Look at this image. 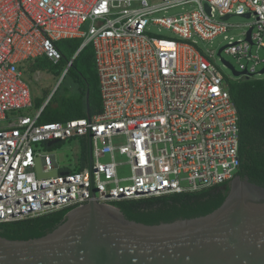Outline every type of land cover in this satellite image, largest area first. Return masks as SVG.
<instances>
[{
    "label": "built area",
    "instance_id": "obj_1",
    "mask_svg": "<svg viewBox=\"0 0 264 264\" xmlns=\"http://www.w3.org/2000/svg\"><path fill=\"white\" fill-rule=\"evenodd\" d=\"M189 5L190 12L157 16ZM247 15V32L220 57L233 56L236 71L260 76L264 0H0V224L89 205L90 192L96 203L114 206L226 188L241 164L239 115L215 52L207 58L194 38L212 42L231 28L225 17ZM151 25L183 41L152 37ZM70 38L94 49L101 111L42 123L52 94L33 117L10 119L9 112L33 106L22 63L46 57L58 64L64 57L56 44ZM73 138L89 147V160L76 159L73 171L37 148Z\"/></svg>",
    "mask_w": 264,
    "mask_h": 264
},
{
    "label": "water",
    "instance_id": "obj_2",
    "mask_svg": "<svg viewBox=\"0 0 264 264\" xmlns=\"http://www.w3.org/2000/svg\"><path fill=\"white\" fill-rule=\"evenodd\" d=\"M222 61L235 77H254ZM0 264H264V187L236 177L213 213L159 225L131 221L118 207L96 203L90 192V204L70 211L45 237L12 241L0 236Z\"/></svg>",
    "mask_w": 264,
    "mask_h": 264
},
{
    "label": "trees",
    "instance_id": "obj_3",
    "mask_svg": "<svg viewBox=\"0 0 264 264\" xmlns=\"http://www.w3.org/2000/svg\"><path fill=\"white\" fill-rule=\"evenodd\" d=\"M80 46L77 47L76 52ZM88 55L91 58L92 55ZM35 65L36 68H39L36 62L34 67ZM73 66H75V62L71 67ZM92 74L90 65L85 64L83 72L78 75L81 79L83 93L76 97L64 98L60 103V109L56 112L46 114V107L40 121L55 123L85 118L87 116L88 92L90 115L99 113L102 108L100 89L99 92L98 90L91 91V93L89 91L91 90L90 76ZM230 94L239 115L241 164L238 175L241 179L248 178L251 183L264 187V80H256L253 77L244 78L230 87ZM230 187L231 183H228L226 188L218 187L195 193L125 201L116 203L114 206L118 207L131 221L145 225L172 223L213 213L225 202ZM69 212V210H62L42 217L0 224V236L12 241H28L45 237L66 221Z\"/></svg>",
    "mask_w": 264,
    "mask_h": 264
},
{
    "label": "rangeland",
    "instance_id": "obj_4",
    "mask_svg": "<svg viewBox=\"0 0 264 264\" xmlns=\"http://www.w3.org/2000/svg\"><path fill=\"white\" fill-rule=\"evenodd\" d=\"M193 9L194 7L192 5H189L185 6L184 8L170 9L166 13L162 12L157 16L173 17L176 15L190 12ZM252 22L253 19H245L242 17L235 16L230 18L228 21L229 25H231L229 31L226 34L218 36L212 42H202L200 39L196 37L194 38V40L197 42V47L207 58L210 56L211 52H215L213 62L223 75L224 80L229 87H232V85H235L244 78L235 77L231 69H229V67L224 64L222 58L228 61L236 70H238L239 68L237 60L233 56L225 54H223L221 58L218 55L219 51L225 46H227L231 39H233V41H238L239 39L243 38L242 34L247 32V28H244V25L250 24ZM87 29L88 24H86L82 28L83 31H87ZM147 33L148 35L155 38H165L173 40L175 39L183 41L182 39H179L178 37L173 35L168 30L155 25L148 26ZM83 41L84 38H70L60 40L57 43V46L61 53H63L64 59L58 64L49 61L45 57H40L35 61H27L22 63V69L25 75L24 79L29 84L32 91L33 106L30 108L21 109L19 111L9 112L8 117L10 119L17 118L19 116L33 117L36 112H38V110L43 106L44 102L48 100L49 96L57 87L60 80L61 82L57 87L56 91L53 92L52 100L46 108V114L58 111L60 109V103L64 98H71L81 95L83 93L82 83L78 75L83 72L85 64L87 63L88 65H90L91 71H93V74L90 76L91 90L89 91L90 93L94 90H98L99 92L98 78L96 74L95 63L93 62L94 50H92V45H89L86 50L83 49L77 55L74 60L75 66L70 67L66 74L63 75V73L68 67V62L73 60L77 47H79V45H81ZM88 54L92 55L91 58ZM260 54L263 55L264 53L260 52ZM35 62L37 63V66L39 68H36V65L34 67ZM254 79L264 80V75H257ZM37 148L42 154L50 153L55 155L57 162L62 170H76L78 168V166L76 165V159H80L81 161H83L84 164L87 162V159L89 160L88 142L80 138H73L51 149L47 148L45 145H38ZM117 159L118 161L123 163V165L119 168L120 175L127 176L129 173V167L124 163V158L117 156ZM107 160L108 157H105L102 159V162H106Z\"/></svg>",
    "mask_w": 264,
    "mask_h": 264
},
{
    "label": "crops",
    "instance_id": "obj_5",
    "mask_svg": "<svg viewBox=\"0 0 264 264\" xmlns=\"http://www.w3.org/2000/svg\"><path fill=\"white\" fill-rule=\"evenodd\" d=\"M23 67H22V65H21V69H22ZM22 71H23V69H22ZM25 76V75H24ZM253 78H255V76L253 77ZM90 99H88L87 98V105H88V103H89V106H90ZM90 108V107H89ZM89 113H90V110H89ZM88 114V107H87V109H86V115ZM87 117V116H86Z\"/></svg>",
    "mask_w": 264,
    "mask_h": 264
},
{
    "label": "clouds",
    "instance_id": "obj_6",
    "mask_svg": "<svg viewBox=\"0 0 264 264\" xmlns=\"http://www.w3.org/2000/svg\"><path fill=\"white\" fill-rule=\"evenodd\" d=\"M79 49H80V48H79ZM79 49H78V50H79ZM51 94H52V93H51ZM50 96H51V95H50ZM44 103H45V102H44ZM43 105H44V104H43ZM46 107H47V106H46ZM46 107H45V108H46ZM43 111H44V110H43Z\"/></svg>",
    "mask_w": 264,
    "mask_h": 264
},
{
    "label": "flooded vegetation",
    "instance_id": "obj_7",
    "mask_svg": "<svg viewBox=\"0 0 264 264\" xmlns=\"http://www.w3.org/2000/svg\"><path fill=\"white\" fill-rule=\"evenodd\" d=\"M237 177H240L239 175H237ZM241 178V177H240Z\"/></svg>",
    "mask_w": 264,
    "mask_h": 264
}]
</instances>
